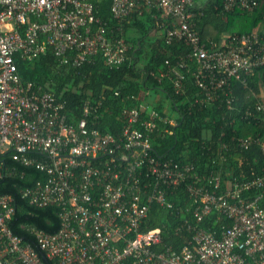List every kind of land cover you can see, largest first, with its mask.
<instances>
[{
  "label": "built area",
  "instance_id": "built-area-1",
  "mask_svg": "<svg viewBox=\"0 0 264 264\" xmlns=\"http://www.w3.org/2000/svg\"><path fill=\"white\" fill-rule=\"evenodd\" d=\"M142 3L161 13L154 34L187 47L173 63L165 59L155 78L167 77L183 94V71L193 63L191 103L228 110L236 100L233 84L239 83L253 97L241 117L264 127V98L249 86L257 71L264 79V41L254 33L201 40L195 17L203 12L195 11L194 0H111V15L121 25ZM258 5V0H221L224 12ZM120 28L109 29L99 19L93 0H0V179L23 175L10 161L43 173L19 194L32 206L54 205L60 220L53 233L25 226L40 254L11 231L13 197L0 193V264H46L45 258L53 264H264L259 205L264 173L224 179L222 168L199 173L190 162L156 155L155 138L171 133L176 115H163L143 99L123 108L115 135L100 128V101L85 98L75 118L62 93L21 80L18 61H32L49 50L71 67L98 54L105 65L118 67L131 48L118 34ZM259 133L233 140L243 149L257 144L264 154V130ZM219 146L227 150L225 143ZM225 161L221 153L211 160L219 166ZM179 187L191 202L193 222H180L177 230L185 229L190 237L174 249L162 244L160 227L143 226L152 204L173 207L167 194ZM213 212L217 229L202 227Z\"/></svg>",
  "mask_w": 264,
  "mask_h": 264
},
{
  "label": "trees",
  "instance_id": "trees-1",
  "mask_svg": "<svg viewBox=\"0 0 264 264\" xmlns=\"http://www.w3.org/2000/svg\"><path fill=\"white\" fill-rule=\"evenodd\" d=\"M93 2L96 15L107 23L109 29L121 27L118 34L131 44L127 59L118 67H109L98 54L79 67H71L60 63L49 50L32 61H18L17 70L21 80L45 85L57 94L62 93L61 99L65 101L66 109L75 118L81 115L82 101L85 98L100 101L99 109L102 111L100 128L115 135L119 132L121 125L119 115H122L124 107L138 103L144 94L159 92L170 102L171 109L176 113V123L170 127L171 133L155 138L153 150L156 155L190 162L199 173L216 167L222 168L224 179L232 176L244 179L263 174L264 154L259 146L252 144L243 149L237 147L233 140L237 136L256 135L264 130L260 124L240 115L244 107L253 102L249 89L239 83L233 84L236 100L231 110L219 104L193 105L191 99L196 89L192 73L195 64L191 63L183 71L185 76L183 85L186 90L183 94L174 91L167 77H162L161 80L155 78V75L165 67V59L173 63L179 54L187 51L183 42L167 44L161 36L153 33L155 19H161V13L148 9L142 3L128 21L119 25L111 15V0ZM194 9L203 12L195 17V27L201 40H218L219 35L230 27L224 16H229L231 12L221 10V0H194ZM242 32L244 31H237L231 35ZM263 85L264 79L258 71L249 77V86L256 93L260 94ZM156 108L162 111L161 106ZM221 143L227 145V150L220 151ZM219 153L226 158L224 164L220 166L211 162ZM10 164L24 173L22 176L17 173L0 179V193L11 195L15 207L8 226L14 234L31 242L41 254L33 237L24 228L29 225L48 233L55 232L60 225L56 207L32 206L21 198L19 189L44 178V174L33 167H21L13 161H10ZM167 199L173 202V207L168 209L152 204L143 228L160 227L162 244L179 249L183 240L190 237L185 229L177 230V227L184 219L193 222L189 211L191 202L183 187L168 193ZM259 205L264 210V194L259 200ZM223 222L229 224L227 220ZM219 223L216 220V213L213 212L206 216L200 225L213 230L217 229ZM44 262L53 264L47 258Z\"/></svg>",
  "mask_w": 264,
  "mask_h": 264
},
{
  "label": "crops",
  "instance_id": "crops-1",
  "mask_svg": "<svg viewBox=\"0 0 264 264\" xmlns=\"http://www.w3.org/2000/svg\"><path fill=\"white\" fill-rule=\"evenodd\" d=\"M259 5L257 9L251 11H231L229 16H224L225 20L230 23V27L224 33H221L218 37V40L215 42L224 41L229 35L237 31H244L242 33H254L260 39L264 41V0H258ZM249 31V32H245ZM264 85L261 87V94L264 98ZM143 100L149 106L156 108L161 106L163 115H176V113L171 109L170 102L162 94L158 95L157 93H147L142 95ZM157 109V108H156Z\"/></svg>",
  "mask_w": 264,
  "mask_h": 264
},
{
  "label": "rangeland",
  "instance_id": "rangeland-1",
  "mask_svg": "<svg viewBox=\"0 0 264 264\" xmlns=\"http://www.w3.org/2000/svg\"><path fill=\"white\" fill-rule=\"evenodd\" d=\"M263 89H264V87H263ZM157 94H158V95H161L159 92H157ZM263 96H264V94H263ZM167 100H168V99H167Z\"/></svg>",
  "mask_w": 264,
  "mask_h": 264
}]
</instances>
